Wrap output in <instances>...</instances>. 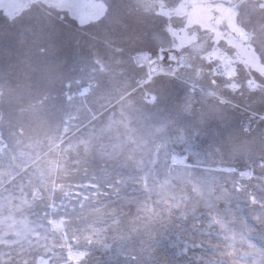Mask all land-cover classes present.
Instances as JSON below:
<instances>
[{
	"label": "rangeland",
	"instance_id": "374dc122",
	"mask_svg": "<svg viewBox=\"0 0 264 264\" xmlns=\"http://www.w3.org/2000/svg\"><path fill=\"white\" fill-rule=\"evenodd\" d=\"M0 264H264V0H0Z\"/></svg>",
	"mask_w": 264,
	"mask_h": 264
}]
</instances>
